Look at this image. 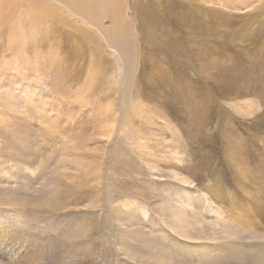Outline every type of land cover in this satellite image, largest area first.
Returning a JSON list of instances; mask_svg holds the SVG:
<instances>
[{
    "label": "rangeland",
    "instance_id": "obj_1",
    "mask_svg": "<svg viewBox=\"0 0 264 264\" xmlns=\"http://www.w3.org/2000/svg\"><path fill=\"white\" fill-rule=\"evenodd\" d=\"M142 1L1 26L0 264H264V0Z\"/></svg>",
    "mask_w": 264,
    "mask_h": 264
},
{
    "label": "bare ground",
    "instance_id": "obj_2",
    "mask_svg": "<svg viewBox=\"0 0 264 264\" xmlns=\"http://www.w3.org/2000/svg\"><path fill=\"white\" fill-rule=\"evenodd\" d=\"M135 1L138 6H140L142 0ZM124 2L125 0H0V29L2 28L1 26L9 23L11 27V30H9L12 38L10 41L11 44L18 48H22L25 44H30L32 39L41 35V32H45L48 26L46 23L50 19L61 15V9L59 10V8L66 7L69 13H79L88 20V22L98 23L96 25H101L107 14H113V20H117L119 25H115L112 30L108 31V38L120 42L118 35H120L122 39L127 38L124 22L121 20ZM142 2L144 3V1ZM57 6H59V8ZM138 6L135 5V7H133L136 8L139 13L143 14L142 20L144 19V24H146V20L152 19V16L147 14L144 15L145 12L143 11L142 13V11L139 10L142 8ZM131 25L132 23L129 22V27ZM168 45L173 46L175 49L178 48L176 52L178 57L187 58L186 55L188 53H181L175 41L169 40ZM154 257L158 262L161 261V258L158 259L156 255Z\"/></svg>",
    "mask_w": 264,
    "mask_h": 264
}]
</instances>
